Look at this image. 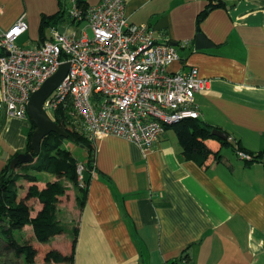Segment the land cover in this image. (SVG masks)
<instances>
[{
    "label": "crops",
    "instance_id": "0c3cea01",
    "mask_svg": "<svg viewBox=\"0 0 264 264\" xmlns=\"http://www.w3.org/2000/svg\"><path fill=\"white\" fill-rule=\"evenodd\" d=\"M63 1L65 8L78 4L83 9L100 2ZM64 2L0 0V27L9 29L24 18L28 30L20 44L37 45L42 42V16L57 14ZM219 2L224 5L215 6ZM124 4L128 21L151 26L159 41L189 43L177 46L179 59L168 70L186 72L196 66L200 76L210 80L209 88L195 93L199 119L227 132L231 144L206 139L211 154L200 163L184 152L173 125L147 151L117 136L96 140L95 171L85 205L78 202L79 189L66 181L58 212L68 229L50 241L69 236L63 238L65 247L50 245L70 254L71 230L77 225L74 264H264V155L248 161L237 150L240 146L252 158L264 154V0ZM69 24L48 27L44 41L51 38L52 27L75 31ZM199 31L214 46L196 49ZM30 130L28 117L0 119V174L15 153L24 152ZM38 176L40 188L58 179L48 172ZM29 204L33 216L43 207L37 198ZM32 231L31 225L21 230L42 250L45 245ZM35 261L68 264L45 262L43 252ZM20 264H25L23 255Z\"/></svg>",
    "mask_w": 264,
    "mask_h": 264
},
{
    "label": "built area",
    "instance_id": "2783aa9c",
    "mask_svg": "<svg viewBox=\"0 0 264 264\" xmlns=\"http://www.w3.org/2000/svg\"><path fill=\"white\" fill-rule=\"evenodd\" d=\"M124 6V0H101L87 9L71 5L70 17L86 20L92 37L87 28L78 34L52 27L51 38L24 47L17 42L28 30L24 18L9 29L0 27V119L26 118L31 94L65 62L70 69L44 109L54 120L60 104L71 105L69 114L81 120L94 143L117 136L147 151L167 126L199 118L195 93L209 88L210 80L196 66L169 71L179 59L177 46L159 41L151 26L129 22ZM238 155L252 159L242 150ZM77 170L82 180L84 165Z\"/></svg>",
    "mask_w": 264,
    "mask_h": 264
},
{
    "label": "trees",
    "instance_id": "16d2710c",
    "mask_svg": "<svg viewBox=\"0 0 264 264\" xmlns=\"http://www.w3.org/2000/svg\"><path fill=\"white\" fill-rule=\"evenodd\" d=\"M62 2L64 1L61 0ZM80 3L84 4L82 0H80ZM222 3L219 2L215 6L224 5ZM205 15L206 13L204 12L201 16ZM69 19L71 17L70 13H67L65 2L57 14L43 15L40 23L42 42H44L45 31L48 27L55 24H64ZM70 110L71 105L62 103L52 113L54 121L69 132L70 135L68 137L60 136L55 132L49 133L43 138L41 151L39 154H35V159L32 162L18 164L14 169H11L9 161L0 174V254L4 255L7 252H13L14 261L11 258L9 259L14 264H20L22 255L25 264H36L35 258L39 252H43L45 262L53 261L56 263L74 264L78 239L77 225L71 230L73 241L70 254L65 255L48 245L53 236L65 233L68 229L66 224L59 218L58 212L59 197L64 196L68 189L66 181L79 189L77 199L80 207H83L87 199L92 172L95 171V144L80 128L81 120L69 114ZM27 117L29 118V116ZM29 120L31 122V130L28 133L27 146L23 150L24 152L32 151L31 138L36 128L33 121L30 118ZM173 126L176 127L184 152L189 158L200 163H204L211 154V150L205 143L206 139L215 138L224 144H231L229 139L223 140L213 135L212 130L214 128L198 118H186ZM65 139H71L87 149L89 155L88 163L80 161L70 150L63 147ZM237 148V150H242L240 146ZM17 154L19 152L15 153L13 157ZM262 155L264 154L254 155L252 159H258ZM79 163H82L85 167L82 180L79 179L77 170ZM41 172L51 173L57 176L58 179L47 182L44 188H40L38 185L40 180L38 174ZM24 181L29 183L25 194L21 192ZM32 198H37L43 205L35 216L32 215L33 208L29 204V200ZM26 225L32 226L35 240L45 245L42 250L33 246L30 239L24 237L18 239L15 236V232L21 231ZM13 263L10 262L9 264Z\"/></svg>",
    "mask_w": 264,
    "mask_h": 264
},
{
    "label": "water",
    "instance_id": "95a60500",
    "mask_svg": "<svg viewBox=\"0 0 264 264\" xmlns=\"http://www.w3.org/2000/svg\"><path fill=\"white\" fill-rule=\"evenodd\" d=\"M170 43L172 45H178V42ZM212 46H214V44L202 31L196 34V49H205ZM70 65V62L62 63L57 72L50 76L38 90L31 94L27 105V114L36 126L31 138L32 151L21 152L14 157L10 163L11 169H14L18 164L32 162L35 159V154H39L41 151V142L43 138L49 133L55 132L63 137H68L70 135L67 130L53 121L44 109L45 101L66 76L70 69ZM212 134L223 140L229 138L227 132L218 128L213 129Z\"/></svg>",
    "mask_w": 264,
    "mask_h": 264
},
{
    "label": "rangeland",
    "instance_id": "374dc122",
    "mask_svg": "<svg viewBox=\"0 0 264 264\" xmlns=\"http://www.w3.org/2000/svg\"><path fill=\"white\" fill-rule=\"evenodd\" d=\"M70 2H71V0H69V3H70ZM68 8H69V10H70L71 6L68 5L66 9H68ZM69 10L67 11L68 14H69ZM69 22H70L69 26L72 27L73 29H76L77 32H78V34H80V29H81V28H82V29L87 28V32H88V34L92 37V31H91V29L88 27V22H87V21H83V22L80 23L79 25H77L76 23H73L70 19H69ZM17 42H18V44H19L20 46H23V45L20 44V39H19ZM26 44H27V46H30V45L32 44V42H28V43H26ZM24 47H26V46H24ZM63 147L66 148V149H68V150H70V151L73 153V155H74L75 157H77L80 161H83V162L88 163L89 155H88V151H87L86 148L82 147L81 145H78L77 143H75V142H74L73 140H71V139H65L64 144H63ZM28 185H29L28 182H26V181L23 182V189H22V191H21L23 194L26 193ZM65 215H67V214H65ZM67 221H68V222L70 221L69 218L67 219ZM32 232H33V231H32ZM15 234H16L15 236H16L18 239H21L23 236L28 235L27 233L24 234V233L21 232V231H16ZM71 235H72V232H71ZM68 236H69V235H68ZM68 236H66V235H61V236L57 237V238L54 240V243H53V241H50V243H49L48 245L58 243V244H60V247H65V241L63 240V238H67ZM72 236H73V235H72ZM1 256H2V257H1V259H0V262L4 261V264H9L10 262L13 263V261H14V258H11V252H7L6 254L1 255ZM9 258H11L13 261H11V259H9ZM16 262H17V261H16ZM13 264H14V263H13Z\"/></svg>",
    "mask_w": 264,
    "mask_h": 264
},
{
    "label": "clouds",
    "instance_id": "9594fccd",
    "mask_svg": "<svg viewBox=\"0 0 264 264\" xmlns=\"http://www.w3.org/2000/svg\"><path fill=\"white\" fill-rule=\"evenodd\" d=\"M94 6H95V5H94ZM91 7H92V6H91ZM71 19H72L74 22H77V21H76V20H74L73 18H71ZM83 21H86V20H83ZM83 21H81V22H80V21H78L77 23H79V24H80V23H82ZM75 31H77V30H75ZM178 45H179V43H178ZM178 45H174V46H178ZM198 119H199V118H198ZM53 121H54V120H53ZM170 126H171V125H170Z\"/></svg>",
    "mask_w": 264,
    "mask_h": 264
}]
</instances>
